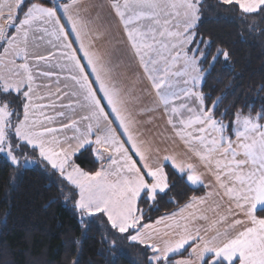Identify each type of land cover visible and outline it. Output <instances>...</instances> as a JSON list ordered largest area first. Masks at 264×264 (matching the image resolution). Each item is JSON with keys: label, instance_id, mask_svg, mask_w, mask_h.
Returning a JSON list of instances; mask_svg holds the SVG:
<instances>
[{"label": "snow or ice", "instance_id": "1", "mask_svg": "<svg viewBox=\"0 0 264 264\" xmlns=\"http://www.w3.org/2000/svg\"><path fill=\"white\" fill-rule=\"evenodd\" d=\"M80 3L0 0V156L17 173L55 176L45 207L58 199L70 205L82 238L100 221V242L140 246L142 264H264V99L258 107L239 97L225 105L230 91L205 90L218 64L232 71V53L200 31L207 13L227 12L242 24L264 20V0H110L118 43L183 158L141 139ZM52 61L71 87L42 70ZM54 76L55 91L42 95L52 85L38 79ZM199 188L208 190L197 195ZM165 197L179 207L146 222ZM213 197L219 201L210 204Z\"/></svg>", "mask_w": 264, "mask_h": 264}, {"label": "trees", "instance_id": "2", "mask_svg": "<svg viewBox=\"0 0 264 264\" xmlns=\"http://www.w3.org/2000/svg\"><path fill=\"white\" fill-rule=\"evenodd\" d=\"M249 24L253 25L252 30ZM262 30L264 20L259 17L242 24L227 12L207 13L200 26V31L211 33L218 44L232 53V71H219L221 66L218 64V71L205 85L206 91L215 89L213 95L225 89L230 91L225 105L239 97L240 103L253 102L258 107L264 99V91H261L264 86ZM56 179L38 169H21L17 173L0 156V264H73L76 259L79 264H142L144 249L140 246L117 238L115 249H110L108 244L100 242L103 233L100 221H94L87 236L82 238V228L70 205L66 206L58 199L56 204L45 207L50 197L56 194ZM177 188L191 194L182 181L177 180ZM204 192V188H199L195 194L203 195ZM180 200L183 203L184 197ZM165 201L167 197L151 212V220L146 222H154L179 207ZM177 258L180 257H174Z\"/></svg>", "mask_w": 264, "mask_h": 264}, {"label": "rangeland", "instance_id": "3", "mask_svg": "<svg viewBox=\"0 0 264 264\" xmlns=\"http://www.w3.org/2000/svg\"><path fill=\"white\" fill-rule=\"evenodd\" d=\"M81 15L86 21L92 22L96 18L101 21L108 22L111 25V32L109 36H111L110 44L112 45V51H109L107 58L108 61H110L113 79L119 87L124 89L128 107L138 122V131L142 133L141 139L145 141L147 140V138H149L152 141L148 142L150 143L149 145H151L153 149L158 148L161 155L165 153H176L182 156L184 154V148L182 143L172 137L171 130L166 127L165 123H162L161 113L159 111L150 110L154 108V105L152 103V96L148 95L143 91V89H145L146 87V82L137 81L135 79L134 73L137 72L138 69L135 66V62L129 57L126 45L118 43L121 38L119 34L120 30L118 26L114 23L109 5H102L99 7L96 6L94 10H92V8L86 9L84 12H81ZM93 37L99 39V41L101 42L102 38L100 36L99 38H97V36L95 35ZM47 50L48 46L46 45H42L38 49L40 54H46ZM99 53L102 55V51H99ZM55 63V61H52V67L41 65V68L42 70L52 71L60 75L61 79L59 83L61 87H63L65 83H68L71 87V82L63 79V76L67 73H62L60 69L54 66ZM37 83H50L52 85L51 89H39L42 95H46L49 90L54 92L57 86L55 76L52 78V80L40 78L38 79ZM39 102L47 103L48 101L45 100ZM65 103H67V100H65ZM45 111L50 112V110ZM147 113H151V117L148 116ZM155 129L164 130L165 132H163L165 134V137L159 136L160 131L156 135L157 131H155ZM152 155L155 156L156 152L154 151ZM199 223L205 224L204 222Z\"/></svg>", "mask_w": 264, "mask_h": 264}, {"label": "crops", "instance_id": "4", "mask_svg": "<svg viewBox=\"0 0 264 264\" xmlns=\"http://www.w3.org/2000/svg\"><path fill=\"white\" fill-rule=\"evenodd\" d=\"M109 2L110 0H81V3H80V8H81V12H84L86 9H91L94 10V8L97 6H107L109 5ZM94 7V8H93ZM89 27H91V30H92V33H93V36H97V33H99V36L102 38L101 39V42L99 41V39H96L95 37L92 36V39L94 40V49H97V51H102V56L103 58L108 61V53L111 49V44H110V38L111 36L110 35V32H111V25L110 23L108 22H105V21H101L99 19H94ZM98 51V52H99ZM148 116L151 117V113H147ZM138 115V114H137ZM161 121L162 123L164 124V118L161 116ZM139 130V129H138ZM162 129H155L156 132V135L158 134L159 132V136L161 137H165V134H164V130ZM164 131V132H163ZM151 137V136H149ZM149 141H151L149 138H147V140H145L146 144L149 145L150 143H148ZM152 142V141H151ZM181 156V155H180ZM183 158V155L181 156ZM208 189H205V191H207ZM219 201V198L218 197H213L212 200L209 201L210 204L214 203V202H218ZM226 208V203L222 205L220 211L223 212ZM209 216L210 218L214 217V214L213 213H209ZM201 223H203V221H201ZM205 223V222H204ZM160 227H163L162 225ZM181 258V257H180Z\"/></svg>", "mask_w": 264, "mask_h": 264}]
</instances>
